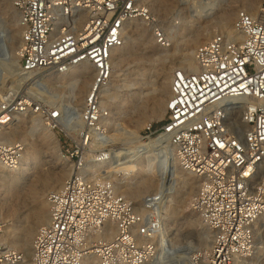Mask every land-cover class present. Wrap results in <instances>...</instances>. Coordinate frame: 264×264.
I'll list each match as a JSON object with an SVG mask.
<instances>
[{
	"label": "built area",
	"instance_id": "1",
	"mask_svg": "<svg viewBox=\"0 0 264 264\" xmlns=\"http://www.w3.org/2000/svg\"><path fill=\"white\" fill-rule=\"evenodd\" d=\"M11 5L21 29L19 71L29 90L0 98V166L9 172L21 167L25 144L9 139L8 132L18 118L32 115L51 130L66 122L60 132L71 167L46 194L48 220L36 229L28 260L1 240L0 223V264H179L168 259L154 215L165 179L139 209L120 192L123 184L115 176V167L141 154L134 153L137 142L151 141V158L161 151L167 163L170 147L180 169L198 180L190 209L211 239L195 263L246 264L264 224V0L257 15L237 11L233 35L215 33L195 48V70L173 72L162 125L144 126L129 139L132 147L110 137L113 117L104 92L127 23L150 21L148 6L142 0H11ZM153 33L156 44L169 45L162 26ZM80 64L90 66L93 76L77 110L68 98L62 103L61 93L48 97L43 77ZM110 228L114 234L107 239L104 231Z\"/></svg>",
	"mask_w": 264,
	"mask_h": 264
},
{
	"label": "rangeland",
	"instance_id": "2",
	"mask_svg": "<svg viewBox=\"0 0 264 264\" xmlns=\"http://www.w3.org/2000/svg\"><path fill=\"white\" fill-rule=\"evenodd\" d=\"M142 2L148 6L152 19L146 21L137 18L128 22L125 30L124 48L117 52L118 56L119 54L123 56V62L119 68H115V74H119V76L115 77L111 91L115 93L114 99L117 106H113L114 109L112 108L113 118L110 123L113 127L110 134L113 135L111 138L117 143L121 141L130 142L131 132L139 133L148 124H152L154 127L162 125L165 114L160 118L152 114L155 102L166 97L165 93L162 94L155 90L159 77L164 73L172 76L175 70L186 68L185 64L190 59L189 52L193 50L194 55L195 48L208 40L207 37L209 38L211 31H214L213 34L224 32L225 28L217 23L216 16L211 18L195 16L196 12L191 11V9L199 11L201 8L215 2H218L222 10L224 7L229 6H235L236 12L244 8L243 0H187L186 5H180V0H142ZM260 2L261 0H259V5ZM258 11L255 12L256 15ZM178 12L182 16V25L176 24L177 26H173L172 22ZM235 15L231 24H233ZM155 24L162 26L170 39L167 47H160L156 44L153 34V28L157 26ZM19 31L18 17L11 5V0H0V98H3L8 92L18 96L29 90L27 78L18 77L14 80L11 77L16 71H19L20 56L17 53L20 41ZM198 33L202 35H199L197 41H195L196 45L189 47V43L195 39ZM150 38H153V40L149 41ZM43 91L51 98L54 97V94L61 93V90L55 84H47L43 87ZM61 94L62 103L66 104V94ZM136 105H143V112H145L146 117L151 118V121L147 122L146 117H140L137 109H132ZM131 109L134 111L132 115L123 117V112ZM32 120V115L22 116L15 121L13 127L17 129L19 135L29 132L31 128L42 127L45 131L53 133L57 138V145L54 150H48L41 145L37 146L38 163L29 166L26 170L14 172L3 170V178L0 181V198L3 196L1 193L5 184L10 183V181L16 183V190L13 192L18 191L19 194H16L17 199L12 198L13 192L8 196L10 202L8 201L7 209L11 210L12 205L10 204H17L18 207L15 206V214L9 212L1 216L2 234L8 238L5 241L7 246L19 252L22 251L18 248L17 243L24 239V233L28 228L36 223V214L40 209V203L36 196L38 195L37 191L39 192L43 188L46 189L43 195L44 199L49 191L54 190L60 184L55 181L58 173L71 167V162L64 157L65 147H63V137L60 132L61 129L66 128V122H64V126L51 130L44 122H33ZM33 123H37L39 126L33 127ZM38 140V137L34 139L37 143ZM151 157L152 155L148 158L150 159L149 162L152 163L151 167L155 168L160 157L157 159ZM132 165L133 161L115 167L114 170L117 171L115 176H120L117 180L118 183L123 175L121 172L124 173ZM168 166L169 159L165 164V169ZM170 169L169 176L168 171L165 170L163 177L157 176L155 171H152L149 175L145 174L144 177L154 185L151 192L159 189L161 182L165 179L166 185L160 208L154 215L158 218L162 229V238L167 243L170 262L179 263L180 261L181 264H189L191 261L201 258L206 252L210 244L211 234L202 226L196 214L190 209V201L195 192L192 195L181 197L189 184L193 185L196 191L197 178L180 168L178 169L180 171L175 173L173 168ZM33 192H36V195ZM123 192L126 191L123 190ZM146 194L148 192L142 193L139 197H131L127 194L124 196L130 198L136 207L140 209V203ZM40 225L35 224V231ZM247 263L264 264V230L258 232L255 249L252 251Z\"/></svg>",
	"mask_w": 264,
	"mask_h": 264
},
{
	"label": "bare ground",
	"instance_id": "3",
	"mask_svg": "<svg viewBox=\"0 0 264 264\" xmlns=\"http://www.w3.org/2000/svg\"><path fill=\"white\" fill-rule=\"evenodd\" d=\"M243 1H244L243 2L244 8H242V10L244 9V10L248 11L249 13H251L252 15H256L255 12H257L259 10V0H243ZM186 3H187V0H180V5H186ZM191 11L196 12L195 16H199V17L211 18L213 16L214 17L216 16L217 23L221 27L225 28L224 33L229 34V35H233V29H232L231 23L233 20V16L235 15V12H236L235 6H229L227 8L224 7V9L222 10V9H220L218 2H215L214 4L210 3L208 6L201 8V10H199V11L196 9H191ZM172 24H173V26H177L176 24L182 25V16L179 14V12L175 15ZM213 33H214V31H211L209 38L212 37ZM20 34H21V29L19 31V39H20ZM199 35H202V34L201 33L196 34L195 39L189 43V47H191L194 44L196 45L195 41H197V38L199 37ZM209 38L207 37V39H209ZM151 40H153V38H150L149 41H151ZM122 48H124L123 45L116 50V53L112 58V71H111V78H110V82H109V87L104 92L105 98H107L109 101L108 106L110 108V111H112V108L114 109L113 106H117V102H115V99H114L115 93H113V91H111L112 90L111 88H112V85L114 83L115 77L119 76V74H115V68H119L123 62V56H120V54L118 56V54H117V52L120 51ZM154 52H155V50H154ZM17 53L19 55V46H18V52ZM13 55L15 56V54H13ZM188 56L190 59L187 62V64H185L186 68H184V69L190 70V71L195 70L196 63L194 60L193 50L191 52H189ZM92 76H93L92 68L86 64H80L76 67H73L67 73H65L63 75H58V76L57 75H46L43 77V80H44L45 84L57 85V88L61 90L60 92L63 94L65 93L66 97L69 98L70 103L73 105V107H75L77 110H80L83 106L84 98H85V95L88 91L89 85L92 82ZM11 77H12V79L18 78V77L26 78V75H23V73H21L20 71H16V73H14ZM171 78H172V76H170V75L168 76L166 73H164V74H161V76L158 79L157 86H156L155 90L159 93H162V94L165 93L166 97H165V99H162V100H158V101L156 100L157 102H155V107H154L153 113H152L156 117L160 118L163 114L166 113V103H167V98H168V94H169V90H170ZM132 109H137L140 117L141 116L144 118L146 117L145 112H143V109H144L143 105H136ZM132 109L128 110L127 112L126 111L123 112L124 113L123 117L124 116L130 117L132 115V113L134 112ZM146 118H147V122L151 121L150 117H146ZM32 121L33 122H41L37 118H33ZM35 126H39V124L33 123V127H35ZM35 128H36V130H35ZM35 128H33V129L31 128V130L29 132H26V133L24 132L25 134H23V135H19L17 133L18 131L16 128H11L8 132L9 139L21 141L25 144V153H24L23 161L21 163V167L18 170H22V171L26 170V169H28L29 166L38 163L37 150H38L39 145H41L42 147L44 146V148H46L48 150H54L56 148L57 138L53 135L52 132L45 131L42 127H35ZM130 135H131V138H134V137L137 138L138 133H136L135 131H132ZM35 136L39 138L38 143L34 141V139L36 138ZM112 136L113 135H110V137H112ZM118 138H121V137H118ZM130 142H127L126 146L132 147L133 144L128 145V143H130ZM152 143H153V141L148 142V143L147 142H141V143L137 142V144L134 145V147H135L134 153L136 155H139L137 153H139V151H141V154L135 159V161H133V165L131 166V168L128 169L131 172L130 171L128 172L126 170L119 180V184H123V187H124L123 190L126 191V192H123V190H120V192L123 195L127 194V195H130L131 197H139L142 193L151 192L154 188V185L152 184V182L148 181L149 179L144 177L145 174L149 175V174H151L152 171L153 172L155 171L157 176L163 177L162 175L165 173V170H167L169 173L168 174V176H169L170 170H171L170 168H173L174 173L176 171H178V169L180 168L178 161H177L176 157L174 156V154L172 153L170 147L168 150L169 166L165 169V164H166L165 158H164L165 156L162 155V153H160L161 151H159L158 155L160 156V159H158V162H157V165L155 166V168H152L151 167L152 163H150L149 162L150 159H148L151 156L149 153L150 152L149 150H151V144ZM162 148L163 147H161L160 150H162ZM165 148H167V147H165ZM126 149L131 150L132 148L127 147V148H125V150ZM129 153H131V152L129 151ZM123 154H125V153H123ZM144 161L146 162L145 164H144ZM103 166H106V163L99 165V167H101V168ZM3 170H6V169L0 166V181H2L1 179L3 178V175H2L4 173ZM69 172H70V168H68L67 170H61L55 179L56 183H58V184L60 183L59 185H61L62 182L65 180V178H67V176L69 175ZM115 172H117V171H115ZM159 173H160V175H159ZM15 186H16V183L15 182L13 183L10 181V183L5 184L4 190H2L3 192L1 193V195H3V196L0 198L1 199L0 201H2V202H0V219H1V216L3 214H8L9 212H11L10 214H13V213L15 214V212H16L15 206L17 204H15V205L10 204V205H12L11 210L7 209V207H8L7 204L10 202L9 201L10 198L8 196L14 190H16ZM194 188L195 187H193V185L189 184L188 188L185 190L184 194L181 197H183L184 195H186V196L192 195L195 192ZM40 189H38V190H40ZM45 191H46L45 188L41 189L39 192L37 191L38 195H36V192H33V194L35 193L34 195H36L38 197V202L40 203V206H39L40 209H39L38 213L36 214L37 216L35 219L36 225L37 224L42 225V224L46 223L48 220L47 202H46V198L43 199V195H44ZM17 193H18V191L13 192L12 198L17 199L18 198V196L16 195ZM12 202H13V200H12ZM17 207H18V205H17ZM37 209H38V206H37ZM35 224H33L31 227L28 228L26 233H24L25 234L24 239L17 243L18 248L22 251L21 253L24 255L26 260H28L30 253H31L32 240H33V236L35 233ZM261 230L262 231L264 230V224L263 223L259 224L258 232ZM113 234H114L113 228H110V229H107L104 231V236L107 239L112 238ZM7 239L8 238L4 237L3 234L1 235V240L3 242L7 241ZM156 241H157L158 250H159L160 246H161L159 236H157ZM8 243H10V242L8 241ZM6 244H7V242H6ZM249 257H248L247 261L249 260ZM196 262H198V260ZM179 263L181 264L180 261H179ZM91 264H95V261L92 260ZM190 264H196V263H195V261H191ZM246 264H248V263H246Z\"/></svg>",
	"mask_w": 264,
	"mask_h": 264
}]
</instances>
